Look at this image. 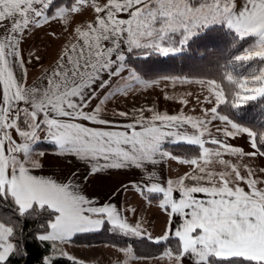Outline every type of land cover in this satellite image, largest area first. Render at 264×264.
I'll return each instance as SVG.
<instances>
[{
    "label": "snow or ice",
    "instance_id": "obj_1",
    "mask_svg": "<svg viewBox=\"0 0 264 264\" xmlns=\"http://www.w3.org/2000/svg\"><path fill=\"white\" fill-rule=\"evenodd\" d=\"M53 23L67 41L29 83L27 65L41 57L33 50L25 57L22 45ZM213 38L228 45L218 78H153L137 64ZM162 84L198 85L200 95L178 99L186 107L192 97L200 115L141 107L108 118L114 100ZM250 102L264 112V0H0V264L30 258L26 223L37 219L29 235L47 253L38 264H85L66 247L105 230L162 248L142 257L127 242L113 245L117 264H264V166L255 163L264 160V122H242ZM240 138L248 150L232 143ZM45 146L62 163L75 162L63 180L38 174ZM170 162L189 171L162 181L157 169ZM113 170L139 171L111 195L132 191L149 206L158 201L169 218L160 236L115 203L85 194L82 185Z\"/></svg>",
    "mask_w": 264,
    "mask_h": 264
},
{
    "label": "crops",
    "instance_id": "obj_2",
    "mask_svg": "<svg viewBox=\"0 0 264 264\" xmlns=\"http://www.w3.org/2000/svg\"><path fill=\"white\" fill-rule=\"evenodd\" d=\"M85 18L86 17H78L77 22ZM51 32L56 33V38H53L49 34ZM66 41L67 36L64 35L62 27L56 23L36 31L30 36V38L25 39L22 45L25 57L28 56L30 50L35 51L37 55L41 57L39 62L33 60L31 64L27 65L29 83L36 79L45 68H49L55 63L58 54L60 53L61 47L66 43ZM161 86L148 90H138L126 98L114 100L108 105V118L121 120L122 118L120 117H112L111 113L113 110L132 112L133 109H139L141 107H155L156 110L167 114H178L183 112L187 115H200V107L195 104V101L192 99V97H187L190 100V103L186 107L179 103L178 98L185 97L189 91L171 89L170 87L163 88V84ZM190 92L194 93V90ZM165 94L173 96L176 99H166ZM196 107L199 108V112L197 113L192 110H195ZM245 141L246 139L240 138L232 141V143L239 146L243 145V148L248 150V145H245ZM255 163H257L259 166H264V160H258L255 161ZM74 166L75 162H73L72 166L62 163L55 156L51 155V150H49V155L44 160V168L40 170L38 174L52 176L53 178L63 180L73 170ZM80 171L81 174H83V166H80ZM186 171H189L186 166H180L175 162H170L168 165L157 169V176L162 181L167 179H175ZM139 175V171L113 170L101 176L92 178V180L81 187L84 189L85 194L89 198L97 201L98 204L106 202L115 203L117 207L125 212V215L132 223L137 221H142L143 223L144 220L147 219V221H149V223L147 222V225L150 224L153 226L152 221L156 220L157 218H161L163 220L164 226L163 228H158L157 233L162 234L169 218L158 208V206L154 205L158 201L152 202V205L149 206L141 197L132 191H123L115 196L111 195L117 189L121 188L122 185L127 184L132 180L138 179ZM132 208L136 209L135 214L128 211ZM161 219L157 225L161 222ZM178 223L179 219L177 218L173 223V227L178 226ZM103 246L105 245L91 247L100 248Z\"/></svg>",
    "mask_w": 264,
    "mask_h": 264
},
{
    "label": "trees",
    "instance_id": "obj_3",
    "mask_svg": "<svg viewBox=\"0 0 264 264\" xmlns=\"http://www.w3.org/2000/svg\"><path fill=\"white\" fill-rule=\"evenodd\" d=\"M222 36L223 32L212 33L213 37ZM228 45L225 40L221 39H207L192 43L188 50L177 56L159 57L154 56L147 61L141 59L137 61L140 68L149 72L153 78L161 76H187L189 78H218L220 73V66L225 63L224 57L228 54L223 50ZM231 51V50H230ZM243 113L242 122L249 126H259L260 122H264V112L261 111L259 102H250L241 109ZM51 150L50 146H45ZM170 151L180 155L194 154V149L188 146H173L167 145ZM156 202V200H153ZM7 215H10L8 213ZM40 226V220H32L26 223L25 236L28 237L27 243L30 252V258L21 260L19 264H38L39 257L46 255L44 248L38 247L36 242L32 239L29 233L36 232ZM24 227V225H22ZM133 246L137 255L142 257H153L162 251L160 246L147 243L137 242L133 245L132 239L125 241L123 237L113 235L109 231H101L98 233H89L74 238L75 245L78 246H119L123 247L125 243ZM173 244L175 241L172 242ZM13 264H16L13 261ZM60 264H69L66 259H61ZM86 264V263H85Z\"/></svg>",
    "mask_w": 264,
    "mask_h": 264
},
{
    "label": "rangeland",
    "instance_id": "obj_4",
    "mask_svg": "<svg viewBox=\"0 0 264 264\" xmlns=\"http://www.w3.org/2000/svg\"><path fill=\"white\" fill-rule=\"evenodd\" d=\"M168 87H170L171 89L187 90L189 92L194 90V93H193L194 95H200L199 86L195 84L177 85L175 88H172L171 86H168ZM193 111L197 113L199 112V108L196 107L195 110ZM246 144L247 142L245 141V145ZM241 147H244V146L242 145ZM157 203H155L154 205L157 206ZM160 219L161 218H157L156 220L152 221L153 226L150 224L147 225V222L149 223V221L145 219L143 222V227L146 228L148 232H150L153 236H160L161 234L157 233V229L163 228L164 226L162 219H161V222L157 225ZM65 250L77 258L83 259L86 264H117V261L120 255L112 246H108V245H105L99 248V247L78 246L75 244H71V245H68ZM138 264H157V261L142 260V261H139Z\"/></svg>",
    "mask_w": 264,
    "mask_h": 264
}]
</instances>
